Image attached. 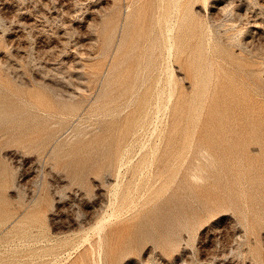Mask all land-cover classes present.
Wrapping results in <instances>:
<instances>
[{
  "label": "rangeland",
  "instance_id": "1",
  "mask_svg": "<svg viewBox=\"0 0 264 264\" xmlns=\"http://www.w3.org/2000/svg\"><path fill=\"white\" fill-rule=\"evenodd\" d=\"M0 264H264V0H0Z\"/></svg>",
  "mask_w": 264,
  "mask_h": 264
}]
</instances>
